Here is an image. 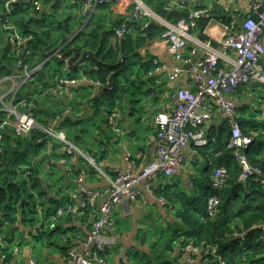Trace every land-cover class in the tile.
Here are the masks:
<instances>
[{"label":"trees","instance_id":"obj_1","mask_svg":"<svg viewBox=\"0 0 264 264\" xmlns=\"http://www.w3.org/2000/svg\"><path fill=\"white\" fill-rule=\"evenodd\" d=\"M11 1L0 0V79L17 74L20 63L22 66L30 65L33 70L55 52L64 48L58 56L44 63L35 73L32 81L18 94L19 100L27 101L30 114L47 129L53 125L52 120L62 115L65 110L56 111L52 108L43 110L41 102L34 96L43 94V90L53 84L46 96L54 97L51 90L55 91L56 88L63 86L60 83L62 79L60 76L61 67L65 63L60 56L65 51L73 47L81 51H93L101 64L90 66L83 71L89 81L106 86L111 76L117 74L112 88L108 89L100 99L95 100L97 107L94 118L101 116L105 119L104 123H108L111 127L110 118L114 111L111 112V110L120 105L124 95L127 94L128 89L125 88L124 83L129 81V76L135 69V61L132 59L140 57L138 51L149 41L160 38L166 28L158 24L152 25V20L149 18L139 21L121 19L108 26L103 18L95 17L97 11L85 26L88 17L81 14V8L73 16V6L65 7L64 12H70L67 17L56 19L53 13L54 18L41 22L40 17L48 9L51 8L55 12L63 9L61 5L64 4V0H17L10 5L14 9L11 15H8L6 5ZM78 3L82 4V1L78 0ZM160 5L163 9L165 3ZM110 6L111 4L100 5L97 10H110ZM156 10L163 17H169V20L174 23L181 19H189L188 14L184 15L178 11L169 14L158 8ZM7 19L23 35L33 38L26 45V60L23 63L22 59L16 58L13 53L9 40L10 31L4 26L5 23L7 24ZM126 22L129 24L130 33L125 38L119 39L116 31ZM209 22V17L202 16L196 21L195 29L204 30ZM146 23L148 28L142 30ZM223 23L229 24L226 20ZM82 27L84 28L80 30ZM148 56L149 62L145 64L147 73L153 69V57ZM128 59L132 62L130 63ZM72 78L70 77L69 80H73ZM33 84L37 88L35 93L29 90V86ZM81 99L84 100V98ZM102 106L105 108L102 109ZM4 117L5 115L0 113V124ZM237 121L240 123L243 134L254 139L251 147L246 151V157L251 166L260 170L261 178H264V133H259L258 136L254 134L258 128L264 129V119L251 116L240 117ZM62 124L73 128L70 116H67ZM216 132L209 136V138H215V142L200 148L203 150L202 153L211 150L209 160L212 166L207 168L200 178L194 180L191 190L176 193L171 192L170 187L162 189L160 187L155 191L157 197L165 199L173 207L176 218V223L171 227V234L162 232L160 235V241L164 247L160 254L154 255L159 264L171 263L167 260L165 253L176 243H179L182 248L188 244L201 247L204 254L210 252L209 246L217 247L226 264H264V239L263 232L259 229L264 224V185L253 180L242 181L243 169L234 156L235 150L230 147V127L225 124ZM77 139L79 134L73 135L72 139L69 138L71 141H77ZM52 144V139L47 138L42 130H34L26 137H17L12 128L7 129L3 145L0 147V236L2 240L9 239L7 233L18 224L20 219L22 223H25L31 216L38 213V206L43 207L44 218L50 219L68 202L75 205L69 198H63L61 201L45 200V184L41 177L44 172L37 165L39 163L37 158L40 152H44ZM219 152L221 156L216 157ZM47 164L50 168L54 166L49 162ZM220 167L228 170V177L222 189L216 188L211 179L214 177L215 170ZM46 173L51 175L48 171ZM211 198H217L215 216H210L208 212V203ZM47 204H50V209L46 208ZM87 209L93 210L91 207ZM88 212L86 214H89ZM58 219L70 223L74 218L68 215ZM30 221L33 222L34 219ZM49 230L48 227L39 238L43 236L49 238L50 244L59 248L67 257L68 249L74 245V241L72 238L64 239V235L71 230L64 228L62 223L61 225L57 223L55 229ZM59 231L61 233L57 235ZM156 246L153 244V247ZM106 253L102 256L106 257ZM163 253L165 259L161 261L164 258ZM2 257L5 259L2 260ZM13 259L14 254L11 248L9 246L2 248L0 261L9 264ZM144 264H150V261Z\"/></svg>","mask_w":264,"mask_h":264},{"label":"crops","instance_id":"obj_2","mask_svg":"<svg viewBox=\"0 0 264 264\" xmlns=\"http://www.w3.org/2000/svg\"><path fill=\"white\" fill-rule=\"evenodd\" d=\"M163 2L165 5L162 9L160 4ZM255 2V0H145L146 6L155 14L152 25L158 24L165 28V24L173 25L176 23L170 21L169 17H163L156 8L167 11L169 14L178 11L184 15H189L192 11L198 9L207 11V15H204L210 18L207 28L204 30L194 28L191 31L184 54L188 56L191 48L197 47L199 53L193 58L194 63L205 53L202 44L210 42L220 52V65L224 67L228 65V59L233 60L235 58V54L226 52L221 47L220 42L226 34L240 31L241 25L247 17L256 16L254 13ZM261 2L264 4V0H261ZM61 6L64 8L60 9L59 12H55L51 8L48 9L39 20L41 22H45L44 20L49 21L54 18L53 13H55L56 19L67 17L70 12L65 13L64 9L69 6H73L72 15L75 16L81 8L78 0H64V4ZM97 8L95 9L97 13L94 12L95 17L103 18L108 26L121 19L129 20L133 11V5L129 4V0H122L120 5L111 4L110 10H97ZM91 18L88 17L85 26ZM213 20L217 22H213ZM224 20L229 22L227 24L229 26L223 23ZM162 35L157 40L149 41L145 47L138 51L140 57L144 60L140 57L132 59L135 61V69L129 76V81L124 83L125 88L128 89L127 94L124 95L121 104L111 110V112L117 110L115 127L113 125L110 127L108 123H104L105 119L101 116L94 118L95 108L97 107L95 100L104 95L106 91L102 92V89L107 85L102 86L89 81L83 70L72 71L66 75L61 69L60 77L62 81L69 80L70 77H73V80L69 81L68 84H62L64 87H58L55 91L51 90L54 97L46 96L53 84L44 89L43 94L34 96L41 102L40 105L43 110H51V108L56 111L65 110L62 115L52 121H57L62 129L68 127V125L64 126L61 122H65L66 117L70 116L74 135L79 134V139L77 141L73 140L74 144L86 156L92 157L97 165V167L93 166L80 155L69 156L66 148L62 145H49L43 152L44 158H37L39 161L37 165L44 172L41 177L45 184L46 201L52 199L61 201L63 198H69L70 202L72 201L81 206L87 203L88 198H85L83 193L72 197L73 192L76 190L77 179L81 175L85 177L84 186L86 191L102 190L108 185L107 177H113L117 173L128 169L129 156L133 157L136 173L141 172L155 159V152L159 146L155 124L157 116L159 114L168 116L174 114L176 109L175 93L179 88L194 89V84L188 73L190 68L187 69L188 66L192 67L191 64L183 65L185 73L173 84L168 82L164 72L153 73V75L150 74L151 71L146 72L145 64L149 62L148 55L170 65L175 63L169 46L163 40ZM91 63L93 66L99 65L95 62L94 64ZM258 86L254 82L242 84L232 95L236 110H244L245 118H249L246 115H250L245 109L251 107L257 112L256 119H264V88L261 92L257 88ZM36 89L34 84L29 86V90L33 93L36 92ZM81 98H84V100L82 101ZM259 104H261V107H258ZM236 117L237 119L240 118L237 114ZM225 124H227L226 119L214 108L212 121L202 127L208 138V143L205 146L215 142V138H209V136L217 133L216 131ZM259 133L263 134L264 129L258 128L254 134L258 136ZM200 148L194 144L190 145L184 150L186 162L174 176L171 178L163 176L156 178L151 184V189L145 183L139 184L137 186V190L140 192L138 199L136 201L125 200L116 209L113 215L114 226L106 230L108 237L116 239V246L106 251V257H104L106 264H144L147 261H150V264H159L157 259L154 258L155 254H152L151 247L154 248L153 244L157 246L163 244L160 241V235L162 232L169 233L168 235L171 234V227L176 223V218L173 207L166 200L164 203L163 198L157 197L155 191L160 187L161 189L170 187L171 192L176 193L191 190L194 186V180L200 178L202 173L212 166V162L209 160L211 150L202 153L203 150ZM217 156H221V153H217ZM48 162L54 165L53 168L55 174H57L55 181L52 182H45L43 177L46 171L52 174L53 168L48 167ZM211 179L214 181V177ZM46 208L50 209V204H47ZM93 210L86 208L80 216L71 215L74 219L70 223L65 220L60 221L57 218L49 228L53 230L56 228L57 223L59 225L62 223L64 228L71 230L64 235V239L72 238L74 245L71 247H80L85 242L91 231L92 223L97 217V210H94L95 212ZM86 212L89 214H86ZM30 220L29 218L26 222L34 223ZM25 223H22L20 219L18 224L7 233L9 239L6 242L14 254V259L9 264H32V261H35L30 259L28 255L24 258L19 257L13 250L14 243L10 238V234H16L18 228L20 229V235L26 234L28 240H31L29 234H32L36 227H33L35 226L33 225L27 228ZM1 232L6 233L5 231ZM60 233L61 231L57 235ZM150 235L152 236L149 237ZM37 239L43 246L42 254L47 261V263L35 261L37 264H70L68 254L66 257V254L62 253L59 248L51 245L49 238L43 236ZM181 248V245L176 243L171 250L165 253L167 260L171 262L170 264H188ZM199 260L197 264L201 263ZM0 264L4 263L0 261Z\"/></svg>","mask_w":264,"mask_h":264},{"label":"built area","instance_id":"obj_3","mask_svg":"<svg viewBox=\"0 0 264 264\" xmlns=\"http://www.w3.org/2000/svg\"><path fill=\"white\" fill-rule=\"evenodd\" d=\"M12 0L11 2H15ZM81 14L92 17L95 9L100 5H120L122 0H81ZM255 17H248L241 25V30L226 34L220 42L226 52L235 54L233 60L228 59V65H220L221 54L209 42L202 44L205 53L193 63V58L199 53L197 47L190 50L188 56L184 54L191 31L196 28V21L207 15V11L198 9L189 14V19H182L176 24H165L167 30L162 38L169 46L175 63L167 64L160 59H153V73L164 72L170 83H175L184 73V64H191L188 73L194 84V89L179 88L176 93V109L172 116L159 114L156 118V132L159 146L155 152V159L141 172H135L133 157L128 158V169L121 171L113 177H107L108 185L102 190L86 191L85 177L81 175L76 182V190L72 197L83 193L88 198L87 203L79 206L67 204L59 208L56 215L45 219L43 207L38 206V213L43 217L38 223L31 236L39 238L47 227L57 218L68 215H82L84 209L91 207L98 214L92 223V228L85 242L80 247H71L68 250L70 264H106L103 253L116 246V239L108 237L106 230L114 226L113 215L116 209L125 200L136 201L140 195L137 186L145 183L150 189L154 180L160 176L171 178L178 169L186 162L184 150L194 144L203 147L208 143L202 127L213 119L215 108L227 121L231 129V148L235 150L234 156L243 169L242 181L253 180L264 185V178L260 170L251 166L246 157V151L251 147L253 138L245 136L236 117V105L232 95L237 88L245 83L254 82L264 86V4L261 0H255ZM10 2L6 8L11 15ZM133 5L130 20L140 19L154 20L155 14L146 6L145 0H129ZM129 20V21H130ZM6 29L10 31V43L16 58L26 60L25 50L32 36L23 35L17 27L7 19ZM148 28L147 23L142 30ZM130 33L129 24L126 22L116 31V36L123 39ZM62 50V49H61ZM59 50V53L61 52ZM58 52V51H57ZM59 53L56 55L58 56ZM52 56V55H51ZM50 56V57H51ZM45 63V62H44ZM43 63V64H44ZM31 70L30 65L22 66L17 74L0 79V113L5 115L0 124V147L3 145L8 128H12L17 137H26L34 130H42L47 138L59 141L67 150L69 156L80 155L90 164L97 167L92 157L86 156L79 148L68 139L61 131L58 122L49 128L42 127L30 114L29 105L26 100H19L18 94L32 81L35 73L42 67ZM70 80H61L60 83L68 84ZM69 95V94H68ZM213 106V107H212ZM117 110H114L110 118V124L115 127ZM29 175V173H27ZM228 177V170L221 167L215 170L214 186L222 189ZM165 203V199H162ZM217 198L209 200L208 212L215 216ZM167 203V202H166ZM263 232L264 224L259 227ZM9 246L4 239H0V251ZM188 264H226L217 247L209 246L210 252L204 254L201 247L188 244L181 248ZM5 258L2 257V260ZM32 264L37 262L32 261Z\"/></svg>","mask_w":264,"mask_h":264},{"label":"rangeland","instance_id":"obj_4","mask_svg":"<svg viewBox=\"0 0 264 264\" xmlns=\"http://www.w3.org/2000/svg\"><path fill=\"white\" fill-rule=\"evenodd\" d=\"M17 1V0H16ZM15 1V2H16ZM15 2H11L10 5H13ZM30 2V1H28ZM11 7V6H10ZM12 10L14 9V7H11ZM128 61L131 63L132 60L131 59H128ZM89 64V67L91 66L90 64L91 63H88ZM93 66V65H92ZM61 69H63V73L68 75L69 73H71L72 71L70 69L67 68L66 65L62 66ZM261 92H263V88L264 86L262 85H259L257 87ZM258 107H261V104L258 105ZM101 108H105V106H102ZM245 111L250 114V115H246L248 117H251V116H255L257 115V112L254 110V108H246ZM236 114L239 116V117H244V110H240V109H237L236 110ZM62 123V122H61ZM63 126V125H62ZM70 129V130H69ZM62 132H64L70 139H72L73 135H74V131L72 130V128L70 127H65V128H62L61 129ZM52 141H53V144L57 145V146H60L61 144L59 143V141H57L56 139H53L52 138ZM74 143V141H72ZM40 158H43L44 157V154L43 152H40ZM44 179H45V182H52V181H55L56 177H57V174H55V170L54 168L52 169V174L49 175V174H44ZM42 216L39 214V213H36L34 214L33 216L30 217V219H34V223H31V222H26L25 223V227L29 228V227H36V225L40 222H42ZM17 225V224H16ZM14 227V226H13ZM161 227H164V226H161ZM44 229L47 230L48 227L46 224H44ZM160 230H162L160 228ZM23 236V237H22ZM152 235H150L149 237H151ZM22 237V238H21ZM10 238L12 239V242L14 243L13 245V250H14V253H17L19 255V257H22L24 258V256H29L30 259L32 260H35L37 261L38 263H47L45 257L43 256L42 254V250H43V246L41 244V242H39V239H36L34 237L31 236V234H29V239H31L30 241L28 240V237L26 234L24 235H20V229L18 228L16 230V234H10ZM163 247V244L162 245H158L154 248L151 247V251L153 252V255L154 254H160L162 252L161 248ZM13 252V251H12ZM164 254V253H163ZM165 259V254H164V258L161 259V261H163Z\"/></svg>","mask_w":264,"mask_h":264},{"label":"water","instance_id":"obj_5","mask_svg":"<svg viewBox=\"0 0 264 264\" xmlns=\"http://www.w3.org/2000/svg\"><path fill=\"white\" fill-rule=\"evenodd\" d=\"M213 22H217V21L213 20ZM202 40H204V38H202ZM58 53L59 51L55 52L51 57H49L45 61V63L49 61L50 59H52L53 57H55ZM60 57L62 61H64L67 68L73 72L82 71V70L84 71L85 69L89 67L88 63H91L92 61L99 65L101 64V62L97 59L96 54L93 51H90V50L81 51L80 49L75 48V47L70 48L69 50L65 51ZM90 65H92V63ZM190 67L191 66H188L187 69H189ZM116 75L117 74H113L111 76L109 84L106 87H103L102 92H105L108 89L112 88L113 80ZM84 196L85 198L87 197L86 195Z\"/></svg>","mask_w":264,"mask_h":264}]
</instances>
